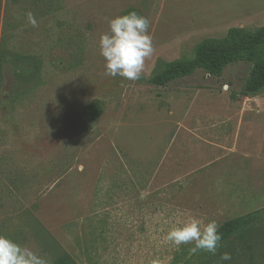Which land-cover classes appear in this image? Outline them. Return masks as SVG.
Here are the masks:
<instances>
[{
  "label": "rangeland",
  "instance_id": "rangeland-1",
  "mask_svg": "<svg viewBox=\"0 0 264 264\" xmlns=\"http://www.w3.org/2000/svg\"><path fill=\"white\" fill-rule=\"evenodd\" d=\"M130 9L149 19L154 48L136 81L107 75L99 47L108 20ZM262 27L264 0H0V234L49 264L67 255L76 264H183L194 244L167 243L171 228L192 217L220 227L264 208V191L257 202L249 191L218 198L174 158L175 137L199 122L264 115V92L231 98L250 65L221 79L198 72L167 88L149 83ZM95 101L103 113L91 123ZM257 239L234 245L223 263L264 264Z\"/></svg>",
  "mask_w": 264,
  "mask_h": 264
},
{
  "label": "crops",
  "instance_id": "crops-1",
  "mask_svg": "<svg viewBox=\"0 0 264 264\" xmlns=\"http://www.w3.org/2000/svg\"><path fill=\"white\" fill-rule=\"evenodd\" d=\"M256 122L259 130L254 129ZM198 127L190 135L175 137V167L196 176L200 189L217 192L218 198L228 191H249L254 194L252 202H257L255 197L264 191V115L214 118ZM169 155L167 151V160Z\"/></svg>",
  "mask_w": 264,
  "mask_h": 264
},
{
  "label": "trees",
  "instance_id": "trees-1",
  "mask_svg": "<svg viewBox=\"0 0 264 264\" xmlns=\"http://www.w3.org/2000/svg\"><path fill=\"white\" fill-rule=\"evenodd\" d=\"M131 11L141 14L137 10L130 9L124 12V15ZM231 33L237 35L242 32L233 30ZM238 63L250 65L251 72L245 82L242 92L240 94H232L231 98L233 100H239L240 97H250L263 93L264 27L249 34L247 39L240 43L223 47L200 49L192 59L177 61L155 74L149 80V83L155 87L167 88L171 84L186 78L194 77L198 72H202L206 77L211 79H221L228 67ZM19 87V82H17L16 86L12 89H19ZM102 113L103 109L101 102L95 101L87 110V118L91 123H94ZM36 223L38 227H41L38 221ZM262 225H264V208L226 221L219 227L222 239L216 253L212 254L205 250H199L183 264H208V262H211V264H224L223 261L220 260V256L229 251L234 245L241 243L247 246L252 245L249 242L254 236H256V238L258 236L259 238L257 239V243L264 241V237L258 232V227ZM58 264L76 263L67 255L61 259Z\"/></svg>",
  "mask_w": 264,
  "mask_h": 264
},
{
  "label": "clouds",
  "instance_id": "clouds-1",
  "mask_svg": "<svg viewBox=\"0 0 264 264\" xmlns=\"http://www.w3.org/2000/svg\"><path fill=\"white\" fill-rule=\"evenodd\" d=\"M28 21L33 26L36 20L32 13H27ZM109 31L100 36V54L105 59L106 74L120 76L127 80H139L146 58L154 51L149 34L150 21L147 17L131 11L108 20ZM222 239L219 225L213 220L204 223L192 217L186 222L171 228L165 241L175 247L182 244H194L190 254L205 250L215 254ZM231 253L220 256L221 261H230ZM0 264H49L32 249L22 246L6 235L0 234Z\"/></svg>",
  "mask_w": 264,
  "mask_h": 264
}]
</instances>
